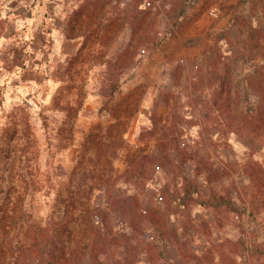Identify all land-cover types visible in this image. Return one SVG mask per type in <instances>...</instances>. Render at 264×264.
Wrapping results in <instances>:
<instances>
[{"label": "rangeland", "instance_id": "rangeland-1", "mask_svg": "<svg viewBox=\"0 0 264 264\" xmlns=\"http://www.w3.org/2000/svg\"><path fill=\"white\" fill-rule=\"evenodd\" d=\"M263 127L264 0H0V216L23 197L27 263L162 237L180 264H264Z\"/></svg>", "mask_w": 264, "mask_h": 264}, {"label": "trees", "instance_id": "trees-1", "mask_svg": "<svg viewBox=\"0 0 264 264\" xmlns=\"http://www.w3.org/2000/svg\"><path fill=\"white\" fill-rule=\"evenodd\" d=\"M259 130H261L260 133L256 130L254 134L261 135V138H263L264 127L258 129V131ZM214 187L216 188V186L211 183V206L218 207L224 205L225 202H227V197L222 193L220 194L217 190H214ZM193 190L198 191L197 184L193 187H187L184 197H180V202L184 204L186 198L191 195ZM227 199L229 200V197ZM22 201L23 197L16 202L11 214H9L6 209V212L0 216V264H32L25 261L26 258L23 256L25 253L23 252L26 251V253H33V249L36 245L35 241L32 240L30 243L24 244V242H21V240L18 239L21 235V225H19V220L21 216Z\"/></svg>", "mask_w": 264, "mask_h": 264}, {"label": "crops", "instance_id": "crops-1", "mask_svg": "<svg viewBox=\"0 0 264 264\" xmlns=\"http://www.w3.org/2000/svg\"><path fill=\"white\" fill-rule=\"evenodd\" d=\"M183 1L184 0H181V2H183ZM71 2H73V0H69L70 4H71ZM197 26L201 28L204 25L200 21V22H197ZM206 43L207 42L204 41L201 44H206ZM208 62L210 63V71H211V59H208ZM211 208L214 210L213 206H211ZM165 242H166V239H162V237H158V239L156 240V243L153 244L154 249L146 252V254L143 257L141 256L142 259L144 260L145 264H180L179 260L181 259V257L178 255L179 254L178 251L182 247L180 248L178 246V243L175 242L173 245L174 247H172V250L169 251L167 244H164ZM134 248L136 249V246H134ZM178 248H179V250H178ZM135 249H134V254H132V252H129L126 255V257H127L126 259H124V258H119L116 260L113 259L112 263L113 264H121V262H123V263L127 262L129 264V262H130L131 264H141V262H140L141 257L139 258L136 256Z\"/></svg>", "mask_w": 264, "mask_h": 264}, {"label": "built area", "instance_id": "built-area-1", "mask_svg": "<svg viewBox=\"0 0 264 264\" xmlns=\"http://www.w3.org/2000/svg\"><path fill=\"white\" fill-rule=\"evenodd\" d=\"M197 0H190V2H192V3H194V2H196ZM211 14L213 15V16H215V17H218L219 16V14H220V11H219V9L218 8H212L211 9Z\"/></svg>", "mask_w": 264, "mask_h": 264}]
</instances>
